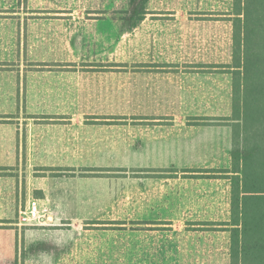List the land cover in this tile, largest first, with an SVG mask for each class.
<instances>
[{
  "label": "rangeland",
  "instance_id": "374dc122",
  "mask_svg": "<svg viewBox=\"0 0 264 264\" xmlns=\"http://www.w3.org/2000/svg\"><path fill=\"white\" fill-rule=\"evenodd\" d=\"M129 1L0 0V73L8 75L0 87L3 135L23 118L49 117L18 109L28 71L121 73L119 85L100 91L114 108L99 116L120 121V155L78 167L80 175L108 181L105 212L53 220L50 207L26 189L24 170L76 169L0 157V264H230L233 0H148L146 19L131 31L122 20ZM56 6L105 11L69 32L34 14ZM66 37L76 39L69 45ZM146 125L162 132L147 133ZM32 200L45 209L44 221L22 225L19 216ZM89 231L113 234H80Z\"/></svg>",
  "mask_w": 264,
  "mask_h": 264
},
{
  "label": "crops",
  "instance_id": "0c3cea01",
  "mask_svg": "<svg viewBox=\"0 0 264 264\" xmlns=\"http://www.w3.org/2000/svg\"><path fill=\"white\" fill-rule=\"evenodd\" d=\"M34 10V14L41 15L37 18L41 24H50L57 30L64 29L69 32L77 30L78 23L87 21L91 15L105 11L103 7L85 6H56L47 11L37 7ZM148 12L146 8L145 16L138 24L146 19ZM138 24L128 31L135 29ZM120 25L119 22L118 31ZM90 26L87 23L82 28L88 29ZM66 38L69 45L76 39ZM132 73L144 77H149V74L158 77L162 74L129 72ZM26 74L27 79L21 81L26 97L24 101L16 103L18 109L35 117H49L23 118L22 125L10 135H3V127L0 126V157L22 158L26 165L28 161V165L30 163L38 167L67 165L76 169L72 171V175H58L49 171H37L39 174H34L33 167L29 169L27 166L24 170L26 189L30 194L36 195L43 205L50 207L54 212V216H51L53 220L77 222L94 219L98 214H103L110 203L105 195L108 181L100 176L80 175L82 171L78 167L90 165L93 159L97 161L120 155L121 129L120 123H117L120 121L100 118L104 111L114 108L111 101L114 99L103 96L100 91L119 85L115 81H118L116 78L121 73L86 69H45L31 70ZM177 74L182 78L185 73ZM3 77L8 75L0 73V87L7 86ZM185 84V81H180L177 86L183 87ZM11 85H15L14 80ZM118 106L116 103L115 107ZM146 127L147 133L162 132L150 125ZM80 234L106 237L113 233L89 231Z\"/></svg>",
  "mask_w": 264,
  "mask_h": 264
},
{
  "label": "trees",
  "instance_id": "16d2710c",
  "mask_svg": "<svg viewBox=\"0 0 264 264\" xmlns=\"http://www.w3.org/2000/svg\"><path fill=\"white\" fill-rule=\"evenodd\" d=\"M148 0H130L127 29ZM230 264H264V0H233Z\"/></svg>",
  "mask_w": 264,
  "mask_h": 264
},
{
  "label": "built area",
  "instance_id": "2783aa9c",
  "mask_svg": "<svg viewBox=\"0 0 264 264\" xmlns=\"http://www.w3.org/2000/svg\"><path fill=\"white\" fill-rule=\"evenodd\" d=\"M45 209H42L37 200H32L19 216V222L22 225H32L43 223Z\"/></svg>",
  "mask_w": 264,
  "mask_h": 264
}]
</instances>
